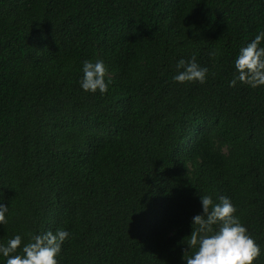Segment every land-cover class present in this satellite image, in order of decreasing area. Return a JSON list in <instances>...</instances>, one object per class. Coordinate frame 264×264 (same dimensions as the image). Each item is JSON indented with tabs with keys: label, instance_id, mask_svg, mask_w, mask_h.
Wrapping results in <instances>:
<instances>
[{
	"label": "trees",
	"instance_id": "obj_1",
	"mask_svg": "<svg viewBox=\"0 0 264 264\" xmlns=\"http://www.w3.org/2000/svg\"><path fill=\"white\" fill-rule=\"evenodd\" d=\"M258 31L264 0H0V242L64 228L58 264H186L199 196L224 195L264 264V86L228 85ZM193 55L205 82L172 80Z\"/></svg>",
	"mask_w": 264,
	"mask_h": 264
},
{
	"label": "clouds",
	"instance_id": "obj_2",
	"mask_svg": "<svg viewBox=\"0 0 264 264\" xmlns=\"http://www.w3.org/2000/svg\"><path fill=\"white\" fill-rule=\"evenodd\" d=\"M264 31L242 45L234 57V73L229 87L237 82L252 88L264 86ZM80 88L85 92L104 94L110 79L105 78L103 60L85 59L81 66ZM208 68L201 66L195 55L187 60L179 58L175 63L172 80L177 83L197 81L204 83ZM202 212L191 218L192 230L185 240L191 254L182 255L186 264H253L261 248L247 227L236 215V207L228 196L221 195L213 202L210 195L199 196ZM8 206L0 203V224L6 223ZM70 238L67 229L57 228L33 234L22 243L20 234H14L6 242H0L3 264H58L63 243ZM20 249L18 252L17 249Z\"/></svg>",
	"mask_w": 264,
	"mask_h": 264
}]
</instances>
